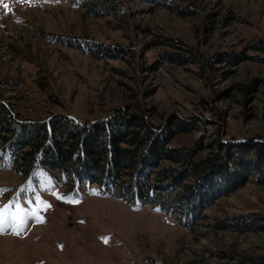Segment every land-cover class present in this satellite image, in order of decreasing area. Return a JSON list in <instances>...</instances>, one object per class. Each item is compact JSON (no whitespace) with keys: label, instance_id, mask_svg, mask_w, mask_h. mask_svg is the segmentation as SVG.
<instances>
[{"label":"rangeland","instance_id":"374dc122","mask_svg":"<svg viewBox=\"0 0 264 264\" xmlns=\"http://www.w3.org/2000/svg\"><path fill=\"white\" fill-rule=\"evenodd\" d=\"M3 2L0 104L17 121L66 115L91 132L110 118H143L155 139L193 156L188 165L151 157L148 167L141 157L136 172L105 179L115 189L78 181L79 169L18 172L16 156L30 147L18 125L0 126L9 138L0 141V205L15 211L18 199L43 218L0 232V264H264V155L255 154L264 144V0ZM239 143L251 151L239 177L213 180ZM217 159L215 171L190 170ZM163 168L171 174L155 185ZM134 176L156 186L153 197L127 194ZM187 185H200L195 206L182 203Z\"/></svg>","mask_w":264,"mask_h":264},{"label":"trees","instance_id":"16d2710c","mask_svg":"<svg viewBox=\"0 0 264 264\" xmlns=\"http://www.w3.org/2000/svg\"><path fill=\"white\" fill-rule=\"evenodd\" d=\"M99 8H116V6L114 0H101ZM11 113L6 106L0 104V126L6 132H12L14 126L18 125L23 130L21 136L23 147H30V149L16 156V170L20 173L26 174L38 164L53 171L61 169L69 173L79 169L83 177H81L82 179L78 178V181L107 184L117 189L113 184L114 182H107L114 181L113 176L136 172L140 168L138 165L141 157L146 156L148 158L145 165H143V167H148L153 164L151 157L168 158L178 162L185 161L188 165L190 158L193 156L190 149L169 147L167 141L163 139L165 134L168 135L166 130L161 134L163 140L155 139V129L143 118H131L128 122L119 117L110 118L98 122L97 125H88L87 127H92L93 130L87 132L85 125L79 124L72 118L69 119L66 115L55 116L49 122L40 124L36 122H19ZM120 121L122 122L120 123ZM8 139L7 135L0 136V141L5 144L8 143ZM235 148V154L225 161L227 165L232 166V169L229 168L228 170L229 175L226 174L228 171H222L223 167L216 170L218 174L215 175L213 180L218 183L223 181L224 176L230 178L235 174L239 177L240 171L244 168L241 164L246 162V158L251 151L244 149L242 143L236 145ZM259 153L264 155V144L259 145V151L255 154L258 155ZM243 155H246V157L242 158ZM93 157L108 162V166L104 168L105 166L103 164L99 165L98 160L93 159ZM82 161H84L82 164L86 165L85 161H88L90 165L84 166L81 164L80 167H77L78 163ZM221 162H223L222 159L214 160L210 164L205 161L203 162L204 165L201 166L193 162L190 170L193 174L195 173V176L199 177L216 169ZM226 168L228 167L226 166ZM170 171V168H163L159 173V177L156 178L158 181L155 185H160L161 180L171 174ZM105 179L108 181H105ZM125 182L126 187L124 188L127 190V194H135L138 197L148 195L147 197L150 199L156 192V186L154 185H149L148 189H145L142 179L137 178V176ZM199 186L194 188V185H187V193L183 194L182 203L185 202L187 205L195 206L198 202L195 196L200 188ZM201 193L205 197V193Z\"/></svg>","mask_w":264,"mask_h":264},{"label":"snow or ice","instance_id":"6c2138e0","mask_svg":"<svg viewBox=\"0 0 264 264\" xmlns=\"http://www.w3.org/2000/svg\"><path fill=\"white\" fill-rule=\"evenodd\" d=\"M23 2V0H21ZM3 8L9 10V5L0 0ZM5 189H0V194H2ZM59 198V197H58ZM37 204L42 206L45 210L50 207V205L43 202L39 196L36 197ZM71 202V201H69ZM12 203L8 205H0V232H3L6 226H11L15 229H21L26 226L29 218H35L36 222H43V218L38 215L39 208L29 211L22 207L17 199L15 202V211H11Z\"/></svg>","mask_w":264,"mask_h":264}]
</instances>
